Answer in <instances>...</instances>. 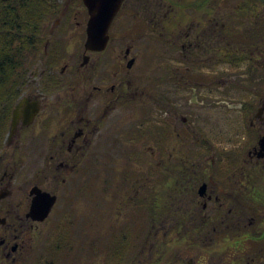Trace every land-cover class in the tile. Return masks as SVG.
<instances>
[{"label": "flooded vegetation", "instance_id": "af4514ba", "mask_svg": "<svg viewBox=\"0 0 264 264\" xmlns=\"http://www.w3.org/2000/svg\"><path fill=\"white\" fill-rule=\"evenodd\" d=\"M233 2L123 0L106 48L89 51L85 43L90 14L80 0L78 12L84 13L86 23L83 49L69 53L60 42H53L39 76L33 72L34 81L27 85L37 87L36 92L24 94L14 106L0 149V264H55L34 255L42 230L54 213L61 189L69 198L77 189L88 190L94 146L101 143L106 155L125 148L126 108H133L139 119L130 136L136 155L140 141H145L154 158L146 180L177 187L165 193L164 208L155 199L150 205L145 200L142 204L144 195L134 191L129 201L132 211L146 212L153 234L142 259L120 256V264L125 259L148 264L158 251L157 236L172 231L181 232L180 242L189 247L190 256H176L171 264H264V2L253 11L245 8L252 1L241 0L235 14ZM72 11H65L68 22L77 20ZM246 20L251 21L245 27ZM127 40L133 46L124 50ZM256 50L259 60L249 57ZM240 51L246 52L242 59ZM150 59L149 66L138 64ZM237 59L253 62L257 79L247 86L255 85L262 92L253 110L246 111L247 102L234 107L242 115L239 146L218 149L215 146L221 143L206 139L198 128V109L220 103L227 88L240 90L221 73V65L236 67ZM135 66L136 75L131 74ZM160 66L162 73H158ZM64 89L71 94H57ZM21 102L22 116L13 132V113ZM35 104L39 112L27 120L25 115ZM239 134L227 144L234 145ZM207 156L211 159L205 160ZM140 181L138 177L136 183ZM53 196L56 202L45 220L32 216L37 198Z\"/></svg>", "mask_w": 264, "mask_h": 264}, {"label": "rangeland", "instance_id": "374dc122", "mask_svg": "<svg viewBox=\"0 0 264 264\" xmlns=\"http://www.w3.org/2000/svg\"><path fill=\"white\" fill-rule=\"evenodd\" d=\"M239 1L241 0H234L232 3L231 11L233 14L238 10ZM59 4V17L47 24L46 34L50 44L48 48L46 46V52L48 53L51 50L52 42L57 41L63 47L68 48L70 50L69 53H75L79 48L83 49L82 45L85 41L84 32L86 23L83 18L84 13L80 14L78 12V10H82L80 0H59ZM226 5L228 6V4ZM68 9L70 11L73 10L72 13L75 12L77 20L71 19L69 22L66 21L65 11ZM261 13L262 8L260 10ZM78 21L82 22L79 26L77 25ZM250 21H245V27ZM241 28L243 30V26ZM63 32H66L64 36H62ZM131 45L133 46V43L127 40L124 44V50ZM261 48L264 51V45ZM79 52H82V50ZM247 52L251 51L247 50ZM161 53L163 54V52ZM245 53L240 51L238 57L242 59ZM48 54L43 55L39 53L38 56L28 59L26 63L28 81L22 89L20 98L24 94H34L36 92L37 87L34 85L28 87L27 85L30 81H34V77H31L33 72H35V77L39 76L41 69L46 63ZM259 56H261L260 51L256 50V54L252 57H256L255 59L259 60ZM145 57L148 59L149 56L145 55ZM160 60V64L163 65V60ZM153 61L155 60H152V64ZM248 61L243 60L236 67L229 66L231 64L221 65V73H225L223 79L226 82L229 80L234 82V85L232 84L234 87L239 85L240 90L235 88V90L230 91L227 88L228 90L223 91V94L221 93L220 95V99L218 100L220 103H216L203 110L202 108L198 109L200 111L199 118L196 120L199 123L198 128L204 130L206 139L215 138L221 143L215 146L218 149H222L223 147L233 148L239 146V143L242 141V130L238 129L243 126L241 123L242 115L234 107L245 102L248 104L251 102L258 103L257 101L260 98L257 97L259 91L262 92L260 87L256 88L251 83V87L247 86V82H250L251 78L245 72L246 67L250 66ZM150 63L151 59L146 62L141 61L138 64L149 66ZM138 64H136L137 67ZM136 66L133 68L134 70L131 74L135 73L136 75ZM161 67H158V73L161 72L159 70ZM147 68H144V74ZM57 94L62 96L66 94L70 95L71 91L64 89L58 91ZM160 112L159 109L156 114L157 117L161 115ZM138 120L133 114V108H126L123 136L125 148L121 147L119 151L110 152L109 155H106L107 153H104L102 147H100L101 143L93 147L91 181L88 190L80 192L77 189L75 194L69 198L63 192V189H61L59 202L49 222L45 225L46 227L42 230L43 232L37 243V250L34 255L47 257L49 261H53L55 264H120V259L113 258L112 254V249L118 247V252L121 253L120 256L142 259V250L149 246L147 241L149 235L153 233L150 232L146 212L140 210L134 214L132 211L133 205L129 201L132 200L134 191L138 190L146 197L140 196L142 204L145 200L150 205L155 199L158 206L164 208L167 200L165 193L171 188L174 190L177 186L175 183L170 184L171 186L159 182L152 184L153 182L150 183L146 180V176H150L151 162L154 158L147 151L150 146L149 142L140 141L141 149L139 155H136L134 151L132 146L134 142L130 136L134 135ZM235 129L236 132H234ZM234 133H240L237 135V142L234 145L227 144L228 139L235 137ZM3 145L4 143H2V149ZM174 154L175 156L180 155V153L176 152ZM204 159L208 160L211 158L207 156ZM206 167L208 169L206 173L210 174L212 172L210 165L207 164ZM136 172L140 176L137 175L136 177L134 175ZM138 177L141 178L139 184L136 183ZM127 193L132 194V196H129ZM152 194L155 196L149 197ZM144 207L145 205L140 206L143 209ZM179 233L181 232L172 231L171 235L168 234L166 236L161 232L157 236L156 248L158 249V253L154 252L152 254L154 259L147 260L148 264H168L176 256L186 258L190 256L186 252L189 247L181 244L180 241L183 238ZM54 245H58L60 249L55 250L56 246ZM148 254V252L145 253V255ZM161 254L163 255L162 259L157 260V255ZM132 262L129 259H125L123 264H131ZM135 264L139 263L136 262Z\"/></svg>", "mask_w": 264, "mask_h": 264}, {"label": "trees", "instance_id": "16d2710c", "mask_svg": "<svg viewBox=\"0 0 264 264\" xmlns=\"http://www.w3.org/2000/svg\"><path fill=\"white\" fill-rule=\"evenodd\" d=\"M249 1L252 3H248L245 8L253 11L257 9L258 3L264 2ZM59 14V0H0V149L9 130L13 108L28 81L26 63L39 53L50 54L53 42L51 50L48 53L45 51L49 43L47 24L57 19ZM240 62V59L236 60L237 65ZM247 73L251 76L250 82L255 81L252 61ZM253 109V102L246 105V111ZM117 248L112 249V254L113 258L119 259L121 253ZM54 249L60 247L57 245Z\"/></svg>", "mask_w": 264, "mask_h": 264}, {"label": "water", "instance_id": "95a60500", "mask_svg": "<svg viewBox=\"0 0 264 264\" xmlns=\"http://www.w3.org/2000/svg\"><path fill=\"white\" fill-rule=\"evenodd\" d=\"M85 6L89 10L90 19L87 25V39L85 43L86 50L89 51H102L106 48L109 41V29L111 24L118 13L123 0H83ZM23 102L19 103L13 113L12 131H15L17 122L22 116L21 110ZM39 108L37 104L34 105L25 118L31 120L37 113ZM261 152H264V139L261 141ZM206 185L201 188L204 192ZM46 202V203H45ZM56 202V197L46 198L39 197L33 204L32 216L43 221L51 212L52 207ZM45 203V204H43Z\"/></svg>", "mask_w": 264, "mask_h": 264}]
</instances>
